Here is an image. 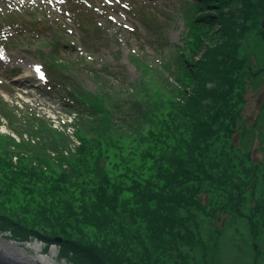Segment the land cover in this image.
Here are the masks:
<instances>
[{
    "label": "trees",
    "instance_id": "trees-1",
    "mask_svg": "<svg viewBox=\"0 0 264 264\" xmlns=\"http://www.w3.org/2000/svg\"><path fill=\"white\" fill-rule=\"evenodd\" d=\"M180 9L188 30L172 54L161 36L167 22L141 10V22L161 38L153 45L169 75L159 78L137 57L143 76L136 95L145 108L130 115L134 122L105 106V90L94 98L77 93L80 106L101 115L80 118L74 150L68 133L36 115L27 127L1 100V115L22 138L0 131L1 234L37 238L46 253L56 244L66 264H217L212 247L225 227L212 219L227 213L247 223L248 250L260 258L264 158L253 160V137L244 133L241 145L232 138L246 78L264 75L248 55L262 47L264 57V0H182ZM18 14L29 35L55 50L69 35L60 18L54 28L45 18L32 21L28 10ZM77 25L91 45L102 33L91 13Z\"/></svg>",
    "mask_w": 264,
    "mask_h": 264
},
{
    "label": "rangeland",
    "instance_id": "rangeland-1",
    "mask_svg": "<svg viewBox=\"0 0 264 264\" xmlns=\"http://www.w3.org/2000/svg\"><path fill=\"white\" fill-rule=\"evenodd\" d=\"M88 1L91 0H84L82 4L87 5ZM140 1H91L98 6L100 15L97 11H92V13L97 14L99 25L102 24L105 27L103 29L105 33L101 37H97L99 43L96 46L91 47V44L86 42V35L82 33V29L76 28L77 24L71 22V18H69L72 16L71 12H62L54 8L52 9L53 14L60 15L64 23L69 18V23L67 22L68 30H66L69 35L64 37L63 45L60 46L59 50H55L52 45H44L43 41L29 35L30 31L26 35L23 31L17 32L13 44L9 40L4 43L7 34L3 40L0 36V102L1 100L4 101L11 111L14 109L17 113V120L24 121L27 127L29 125L25 120L35 115L38 117L44 116L48 120H51L50 118L56 120L55 112L70 121H73L78 113L81 119L87 118L90 120L93 118L95 120L99 119L101 113L91 115L90 113L94 111V107L87 104L80 106L81 101L76 94L94 98L105 90L104 96H108V101L104 103L105 106L112 108L114 111H119L120 114L130 118L127 119L128 121L134 122L135 119L130 115L134 114V117H138L139 112L144 111L141 110L143 104L139 102V96L136 95L137 92L142 90L140 80L143 76L141 67L135 61L138 59L137 57L149 62L155 68V75H158L159 78L164 79L169 75L164 66V61L161 60L163 54L157 51V47L153 45V43L156 44L161 41V38L154 34L153 29L148 28L145 23L141 22V19H139L141 10L147 8L148 11L158 12L161 14L162 20L167 22L166 27L162 28L164 36L161 34L162 42H165L168 47L167 50L182 45L184 42L183 37L188 30L185 18L182 16L183 11L180 9L182 0H155L157 4L154 6L145 2L138 3ZM58 6L64 7L62 4H58ZM137 6H143V8L139 9ZM10 7L6 0L4 2L0 0L1 21L3 17L4 19L9 17ZM132 7L137 8L132 9ZM88 10L86 8V11L90 13L91 11ZM37 14L43 16V13L38 12ZM75 17H80V13ZM32 19L35 18L32 17ZM58 20L53 16L46 18V22L51 23L52 27L57 26L56 22ZM8 27L6 26V28ZM71 27L74 29L73 32L69 31ZM10 30L7 29L5 33L9 34ZM31 33L36 34V32ZM65 45H68L69 49H66ZM56 51L58 52L56 53ZM261 51L262 47H258L255 48L253 54L249 53L248 55L253 65L258 67V65L263 64L260 67L264 68V57ZM170 52L167 51V53ZM172 53L174 52L172 51ZM44 74L47 77L46 80ZM51 75L56 78L51 79ZM261 77L262 79L257 82H255V79L246 78L248 80L245 85L244 102L237 122L238 130L232 138L234 144L241 145L244 133L247 137H253L248 143L253 148L252 156L255 161L264 158V75ZM146 78L149 79V76ZM24 79L28 80L29 83H37L38 85L27 86L28 84L23 81ZM57 79H62V82L60 83ZM56 80L60 83H58V86L66 88L69 92L71 91V95L65 96L63 91L55 87ZM134 89L136 92H134ZM2 106L0 103V119L3 120V122H0V131L2 133L13 132L11 122L1 115ZM143 107L145 108V105ZM79 108H81L82 113ZM57 121L55 123L61 125ZM77 139H74L72 147L74 150L77 145L81 144V141ZM66 152L70 154L69 151ZM201 198L206 203L208 193L203 192ZM212 220L214 221V227H225L224 233L220 237L214 238L217 245L212 247L213 252H217V264H264L263 243L261 247L262 254L258 260H254L252 251L248 250L250 243H247L245 239L249 230L245 221L237 224L235 220L229 218L227 213H222L218 218ZM202 223L210 226L209 221ZM210 233L208 231V235ZM10 239L5 234H0V240L3 242H14ZM35 241L36 239L28 241L29 243L25 245L22 241V243L17 244L35 254V250L29 246ZM44 246L42 244V252ZM55 260L60 259L55 256ZM211 262L210 260L209 264H212ZM195 264L202 263L197 262Z\"/></svg>",
    "mask_w": 264,
    "mask_h": 264
},
{
    "label": "water",
    "instance_id": "water-1",
    "mask_svg": "<svg viewBox=\"0 0 264 264\" xmlns=\"http://www.w3.org/2000/svg\"><path fill=\"white\" fill-rule=\"evenodd\" d=\"M263 25H264V22H263ZM59 239L61 240L62 238L59 237ZM13 241L15 243H22L21 241L16 240V239H14ZM36 242L43 244V242L39 241L38 239H36V241L34 243H36ZM27 243H29V242L25 241V242H23V245H25ZM19 246L24 248L21 245H19ZM58 251H59V249H58L57 245H55V244L51 245L49 248V252L42 253L43 256H45V257L49 256V259H50V260H47L46 262H44V261H41L39 259L35 260L34 258L30 257L29 255L23 256V255H20L16 252L15 253L14 252L9 253L0 247V264H64V261H65L64 259L57 261L54 258L58 254Z\"/></svg>",
    "mask_w": 264,
    "mask_h": 264
},
{
    "label": "bare ground",
    "instance_id": "bare-ground-1",
    "mask_svg": "<svg viewBox=\"0 0 264 264\" xmlns=\"http://www.w3.org/2000/svg\"><path fill=\"white\" fill-rule=\"evenodd\" d=\"M29 246L35 250V255L32 254V253H29L28 250H26V248H22L20 247L17 243L15 242H6V241H2L0 240V247L3 248V250L9 252V253H12V252H16L20 255H29L30 257L34 258L35 260L39 259L41 261H44L46 262L47 260H50L49 259V256L45 257L42 255V244L39 243V242H36V243H31L29 244Z\"/></svg>",
    "mask_w": 264,
    "mask_h": 264
}]
</instances>
